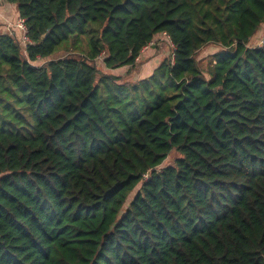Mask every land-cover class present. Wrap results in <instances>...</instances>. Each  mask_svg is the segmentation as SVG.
I'll return each instance as SVG.
<instances>
[{
	"label": "trees",
	"instance_id": "trees-1",
	"mask_svg": "<svg viewBox=\"0 0 264 264\" xmlns=\"http://www.w3.org/2000/svg\"><path fill=\"white\" fill-rule=\"evenodd\" d=\"M6 2L0 264H264V0ZM163 33L150 77L110 72Z\"/></svg>",
	"mask_w": 264,
	"mask_h": 264
},
{
	"label": "rangeland",
	"instance_id": "rangeland-1",
	"mask_svg": "<svg viewBox=\"0 0 264 264\" xmlns=\"http://www.w3.org/2000/svg\"><path fill=\"white\" fill-rule=\"evenodd\" d=\"M262 40L264 41V33L260 34V37L254 43L260 45ZM219 51H221L220 48L209 47L205 51H203L201 54L198 55V60L200 61L201 68L205 72V74H207L208 69H209L208 65H209L210 57ZM172 53H173V48L170 42L165 36L160 34L154 38L152 45L148 46L147 49H145V51L142 52L141 56L139 57V60L137 61L138 66H136L134 69L128 70V68H123L120 70L110 71V72L122 77L123 81L125 80L126 82H129L132 84L137 83L151 76V74L149 73H153L154 68L158 66V64H160V62H162L165 58L172 57ZM65 55H67V52H65V50H61L55 56L47 60L38 61L37 65L41 66L49 60L58 59V58L64 57ZM150 62L152 63L148 65ZM146 64L147 66L146 68H144V65ZM97 65L100 68H103V71L109 72L104 68V65L101 60L97 62ZM2 67H3V71L0 76H3V80L10 81L8 79L9 77L6 78V75H8L7 73L8 66L6 64H3ZM17 105L21 107V104L17 103ZM23 113L24 111L22 112V116H24ZM178 157H179V154L176 151H172L169 157L165 160V162L159 167V170H162L170 165H173L175 159H177ZM139 189H140V186L130 195L129 197L130 199L128 200L127 205L132 201V199L135 197Z\"/></svg>",
	"mask_w": 264,
	"mask_h": 264
},
{
	"label": "crops",
	"instance_id": "crops-1",
	"mask_svg": "<svg viewBox=\"0 0 264 264\" xmlns=\"http://www.w3.org/2000/svg\"><path fill=\"white\" fill-rule=\"evenodd\" d=\"M19 17L20 16H19L16 5L9 4L8 2H6V0L0 1V31H2V32L8 31V29H7L8 25L13 24ZM262 33H264V25L261 27L260 31L258 32V35H260ZM258 35L254 39H258ZM144 54H145V52H144ZM151 63L152 62H150L148 65H150ZM159 65L160 64H158V66ZM146 66H147V64L144 65V68H146ZM158 66H156L154 68V71L158 68ZM149 74L152 75L153 73H149Z\"/></svg>",
	"mask_w": 264,
	"mask_h": 264
},
{
	"label": "built area",
	"instance_id": "built-area-1",
	"mask_svg": "<svg viewBox=\"0 0 264 264\" xmlns=\"http://www.w3.org/2000/svg\"><path fill=\"white\" fill-rule=\"evenodd\" d=\"M7 29H8V31L11 34L17 33L19 35V38H20L21 43L25 47L28 46L29 44H31V40H30V38L28 36V29H27V26H26L25 19L19 17L13 24L8 25V28ZM162 35L165 36L168 39V41L170 42V44H171V46H172V48L174 50V45L172 44V42L170 40V37L166 33H163ZM263 42L264 41L262 40V42L260 44H262ZM152 43L150 45H152ZM147 47H145L143 49V51H145V49H147Z\"/></svg>",
	"mask_w": 264,
	"mask_h": 264
}]
</instances>
